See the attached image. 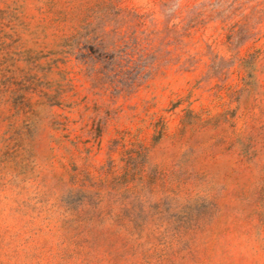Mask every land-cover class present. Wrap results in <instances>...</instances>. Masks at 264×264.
Returning <instances> with one entry per match:
<instances>
[{
  "label": "rangeland",
  "instance_id": "obj_1",
  "mask_svg": "<svg viewBox=\"0 0 264 264\" xmlns=\"http://www.w3.org/2000/svg\"><path fill=\"white\" fill-rule=\"evenodd\" d=\"M0 0V264H264V0Z\"/></svg>",
  "mask_w": 264,
  "mask_h": 264
},
{
  "label": "clouds",
  "instance_id": "obj_2",
  "mask_svg": "<svg viewBox=\"0 0 264 264\" xmlns=\"http://www.w3.org/2000/svg\"><path fill=\"white\" fill-rule=\"evenodd\" d=\"M180 3H181V0H174V8H173V11H175L176 9L179 8Z\"/></svg>",
  "mask_w": 264,
  "mask_h": 264
}]
</instances>
